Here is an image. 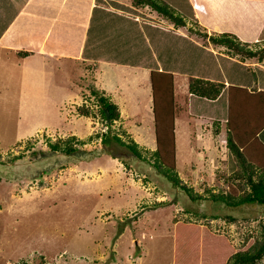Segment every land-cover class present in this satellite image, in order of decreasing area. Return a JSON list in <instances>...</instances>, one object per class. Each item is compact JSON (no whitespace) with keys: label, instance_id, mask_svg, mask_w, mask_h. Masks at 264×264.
Wrapping results in <instances>:
<instances>
[{"label":"rangeland","instance_id":"1","mask_svg":"<svg viewBox=\"0 0 264 264\" xmlns=\"http://www.w3.org/2000/svg\"><path fill=\"white\" fill-rule=\"evenodd\" d=\"M119 1L120 8L128 9L132 18L137 14L158 26H154L155 32L150 29L151 35H156L154 44L158 47L153 49L156 61L152 65L176 73L174 168L185 184L202 192L204 185L221 182L216 173L230 174L235 166L231 153L225 149L224 123L219 127L222 133L213 137L219 147L216 154H203L201 147L190 151L198 138H191L188 129H198L199 122L186 114V107H192L193 112L189 113L195 118L203 116L220 122L226 119V107L225 117L219 116L208 101L192 102L190 97L186 98V77H200L202 68L203 75L207 74L205 79L244 83L248 76L249 85L250 71L257 79L264 74V62L250 66V62L241 63L236 57H223L211 50L223 53V47L201 39L208 48L203 47L201 40L192 41L194 36L185 39L180 32L158 24L163 17L148 7H135L141 10L138 12L130 7L129 0ZM165 1L188 18L183 2ZM79 33L77 28L66 40L70 42V52L77 48ZM51 72L44 68L42 86L38 81H29L35 94L26 99L18 92L17 81L5 80L0 71V264H224L228 249L239 247L247 234L258 235L259 224L264 222V205L227 208L220 200H188L181 189L148 163L134 158L123 146L113 141L101 144L96 134L106 127L97 113L96 101L86 98L87 91L62 85L60 75L55 78L56 83ZM83 83H88V79ZM99 89L104 91L100 86ZM126 92L139 97L140 104L134 109L135 99H131L113 128L123 134L125 131L138 147L152 150L148 93L137 84L128 86ZM225 93L221 95L222 103ZM82 103L90 106L93 114H77L76 108ZM212 112L216 116H211ZM201 124L210 126V134L215 128L210 121ZM71 135L84 144L70 153L53 151L47 146L57 137ZM118 136L125 138L120 132ZM202 136L211 138L208 134ZM11 156L17 158L10 161ZM231 186L233 190L235 184ZM224 189L225 185H214L212 192L224 193ZM194 226L201 233L188 230ZM175 228L186 229L177 234ZM205 229L223 237L213 239ZM138 257L142 259L138 261ZM257 264H264V258Z\"/></svg>","mask_w":264,"mask_h":264},{"label":"crops","instance_id":"2","mask_svg":"<svg viewBox=\"0 0 264 264\" xmlns=\"http://www.w3.org/2000/svg\"><path fill=\"white\" fill-rule=\"evenodd\" d=\"M171 1L183 2L184 11L188 15L187 20L201 25L207 33L227 31L235 34L242 41L264 42V0ZM110 2L107 3L106 0H0V71L4 72L1 76H5V80H7L6 78L9 80L14 78L18 83V92L26 99L28 95L35 94H32L30 89L32 88V85H29L30 80L38 81L42 86L45 67L50 68L52 71L50 75L53 74L56 83L55 78L60 75L62 85L65 84L71 89L77 88L83 93L86 91L83 88L86 85L83 80L88 79L94 86H98V88L100 86L104 89L117 105L119 113L128 109L131 99H135L132 102L135 105L134 109H137L136 104H140L141 99L126 92L128 86L137 84L139 89L145 88L147 91L146 100L151 111L149 72L150 70L166 71L160 68L155 69L152 65L156 61V54L153 53V49L158 47L154 44L156 35L153 37L150 29L155 32L154 26L156 24L145 21L137 14L132 18L133 15L128 9L120 8L122 6L119 5V0ZM130 7L135 11H141L138 8ZM145 14L151 15V17L152 15L155 16L152 13ZM259 15H261L259 22L251 25V18H256ZM77 20H79L78 23ZM243 20L246 23L244 22L242 25ZM158 24L166 25L168 29L180 32L185 35V39L194 38L193 35L188 34L186 27H175L163 18H160ZM77 28L80 31L77 48L70 52V42L66 40H70L72 32L76 31ZM196 40L201 39L195 37L192 41L196 43ZM200 43L203 47H207L203 45V40ZM211 50L226 57L217 49L211 48ZM248 62H250V66L260 64L253 58L241 63L247 64ZM254 62L256 63L254 64ZM263 62L264 59L261 63ZM89 66H94L92 71L87 69ZM261 69L264 68L261 67ZM200 70L199 73L201 74L197 75L205 79L207 74L203 75L202 68ZM85 71L88 74H85ZM167 72L172 73L174 93L176 73L170 70ZM247 77L244 79V83L231 80L230 82L226 81L225 84L244 86ZM259 77L256 79V88L264 90V74L261 73ZM139 78L143 79L139 81ZM47 79L48 77L45 80ZM54 81L51 82L52 86ZM251 85L252 81L251 84H246L244 87L248 88ZM185 90L186 98L190 97L192 102L198 98L187 92L186 82ZM223 91L218 98L208 100L206 103L213 104L212 106H215V110H217L216 113L225 117L226 99L224 98V103H222L223 101L220 102L221 95L225 93ZM186 112L189 117L199 122L198 129L196 127L188 129V135H191V138H198L196 145L194 143L190 151L198 150L197 148L201 147L203 154L208 151L213 156V153L216 154L219 150L216 138L213 137L220 135L221 129H218L219 132L217 133L211 130L212 133L210 134V126L206 128L201 123L205 122L207 125L208 121L212 123L211 119H204L203 116L195 118L190 115L189 112H193L191 106L190 109L186 107ZM120 116L121 114H119V119ZM211 116L216 115L213 113ZM222 123L223 121L220 122L219 127ZM203 128H205L204 132L202 131ZM202 134H208L211 138H203ZM257 138L264 145V127L257 133ZM212 144H215L213 145L214 150ZM134 221L136 222V218ZM185 229L176 228V233L184 232ZM223 248H221L222 251ZM138 259L140 261L142 258L138 257Z\"/></svg>","mask_w":264,"mask_h":264},{"label":"trees","instance_id":"3","mask_svg":"<svg viewBox=\"0 0 264 264\" xmlns=\"http://www.w3.org/2000/svg\"><path fill=\"white\" fill-rule=\"evenodd\" d=\"M129 1L132 7H148L161 17L169 20L173 26L186 27L188 34L223 47L224 54L236 57L240 62L251 58L256 62H261L264 59L263 41H242L235 34L227 31L207 33L205 28L202 29L196 22L185 19L179 11L165 0ZM260 18L261 15L256 18L252 17L251 25L259 22ZM187 21L189 23H186ZM244 22L246 23L243 20L241 24L243 25ZM89 67L87 69L92 71L94 66ZM250 73L252 85L248 88L234 84L226 85L224 82L196 76H187L186 79L187 92L198 97L196 99L215 100L223 90L226 92V119L223 121L225 147L231 153L235 167L230 174L222 176L221 173H216V176L221 178V182L214 185L220 187L225 185L224 193L220 191L214 193L212 192L214 185L207 187L204 184L201 189L202 192L194 191L191 186L185 184L178 177L175 171V102L171 72L161 70H150L149 72L154 135V148L152 150L138 147L125 131L123 134L122 131L113 128L115 122L119 120V110L108 94L106 95L103 90L96 88L90 81L83 88L88 92L86 98L90 97L96 101L97 113L106 127L103 132L96 134V137L100 138L101 144L113 141L123 146L134 158L148 163L173 186L181 189L190 201L209 198L208 200L211 202L220 200V203L227 208H239L243 205H264V145L257 138V133L264 127V90L256 88L255 73L253 71H250ZM76 111L77 114L84 116L93 114L90 106L83 103L77 106ZM105 113H107L108 122H106ZM211 114L213 115V112ZM212 123L215 126L213 132L217 133L220 121L212 120ZM119 132L122 136H125L124 139L118 136ZM26 144L28 146L29 142H26ZM83 144V140L71 135L63 138L57 137L47 143V146L53 151L59 150L67 154L76 149L74 147H77V145ZM114 157L119 159L117 155H114ZM9 158L12 161L17 156ZM120 162L124 167H127L125 162L121 160ZM227 183L231 187V191ZM233 183L235 188L232 190L231 184ZM156 204L158 205V203ZM205 226L208 227V225ZM191 228L193 229L188 230L197 234L201 233L197 227ZM212 233L216 235H212L206 230V234L212 235L211 238L213 239L218 240L219 237H223L222 234ZM219 245L221 248L223 247L221 244ZM262 258H264V222L259 224L258 235L251 236L247 234L243 237L239 247L232 250L228 249L224 264H257ZM39 264L48 263L41 262Z\"/></svg>","mask_w":264,"mask_h":264},{"label":"water","instance_id":"4","mask_svg":"<svg viewBox=\"0 0 264 264\" xmlns=\"http://www.w3.org/2000/svg\"><path fill=\"white\" fill-rule=\"evenodd\" d=\"M105 117H106V122H108L107 113H105Z\"/></svg>","mask_w":264,"mask_h":264}]
</instances>
